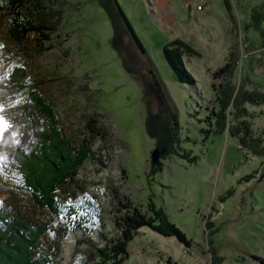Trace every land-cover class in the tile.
Returning <instances> with one entry per match:
<instances>
[{
  "label": "rangeland",
  "instance_id": "1",
  "mask_svg": "<svg viewBox=\"0 0 264 264\" xmlns=\"http://www.w3.org/2000/svg\"><path fill=\"white\" fill-rule=\"evenodd\" d=\"M115 1L172 104L178 127L176 153L194 160L188 162L177 154L158 157L160 170L151 173L150 153L156 147L144 132L141 88L122 68L105 11L98 0H47L45 10L60 15L55 30L17 65L54 107L68 139L78 144L88 137L87 117L105 133L103 140L92 142L94 158L77 168L73 195L98 201L107 238L117 234L112 219L123 210L115 201L122 203L124 196L149 216L151 208L161 209L189 242L184 247L173 237L142 227L127 243L120 264H166L167 260L264 264V178H258L264 172V155H252L228 135L235 119L244 120L264 147V103L245 102L233 108L231 102L244 90L264 95V23L254 29L250 20L254 10L264 9V0ZM174 37H181L197 53L181 54L193 84L178 83L163 59L161 48ZM0 38L8 48L3 24ZM120 39L124 59L131 66L134 61L139 64L128 37L122 33ZM229 52L236 58L233 89L230 102L221 110L216 100L220 81L211 73L224 64ZM139 68L147 75L145 67ZM149 99L155 109L156 100L151 95ZM221 114L224 129L215 132V117ZM8 163H0V177L5 172L11 175ZM15 181L1 179L0 206L28 213L33 222L46 220L42 211L18 208L12 193ZM59 195L62 200L69 197L65 192ZM48 238L45 234L38 240L42 253ZM78 238V232L63 238L56 264L81 262L86 248L77 243Z\"/></svg>",
  "mask_w": 264,
  "mask_h": 264
},
{
  "label": "trees",
  "instance_id": "2",
  "mask_svg": "<svg viewBox=\"0 0 264 264\" xmlns=\"http://www.w3.org/2000/svg\"><path fill=\"white\" fill-rule=\"evenodd\" d=\"M45 1L0 0V25H4L5 37L10 43L7 48L0 41L4 46L0 48V115L8 120V128L0 135V163L9 161L7 166L11 173L8 175L5 172L0 181L3 178L16 180L12 193L18 208L29 212L42 211L47 217L44 221L33 222L27 217L28 213H13L0 206V264H56L61 241L69 232H78L77 243L86 248L79 264H120L127 255V243L132 240L134 232L142 227L163 237H173L188 247L189 242L184 234L167 220L161 209L151 208L152 216H149L124 196H121L122 203L118 199L115 201L123 210L122 214L112 219L117 234L113 239L107 238L103 231V209L98 201L82 194L78 197L73 195L77 168L86 159L94 158L91 156L92 142L103 140L105 133L96 126L93 118L87 117L84 127L88 137L79 140L78 144L68 139L54 107L40 93L26 70L17 65L18 59L48 40V35L55 30L59 21V12L45 10ZM98 4L110 21L113 47L124 72L133 77L141 88L146 136L160 151V159L177 154L176 114L152 63L146 58L116 1L98 0ZM250 20L251 27L258 29L264 23V9L254 10ZM122 33L128 37L141 60L138 59L140 66L147 69V75L140 70L138 61L131 66L121 55ZM161 53L178 83L193 84L181 61L182 53L196 54L187 43L174 38L162 46ZM234 58L229 52L224 64L211 73L213 79L220 81L221 92L216 100L221 110L231 100ZM150 95L156 100L155 109L151 108ZM263 96L244 90L231 102L233 108L245 102L259 105L264 103ZM211 115L216 116V112L211 111ZM217 116L213 131L222 132L223 116ZM236 120L229 128L228 135L252 155L263 156V141L252 136L247 122ZM177 155L188 162L194 160L184 154ZM160 167V162L150 166L151 173L159 171ZM258 178L263 179L264 172ZM60 192L69 194V197L62 200ZM45 234H49V238L42 253L38 240ZM166 264L175 263L167 260Z\"/></svg>",
  "mask_w": 264,
  "mask_h": 264
},
{
  "label": "snow or ice",
  "instance_id": "3",
  "mask_svg": "<svg viewBox=\"0 0 264 264\" xmlns=\"http://www.w3.org/2000/svg\"><path fill=\"white\" fill-rule=\"evenodd\" d=\"M4 46L0 44V48H3ZM8 128V122L5 119L4 116L0 115V135L4 134L6 129Z\"/></svg>",
  "mask_w": 264,
  "mask_h": 264
},
{
  "label": "water",
  "instance_id": "4",
  "mask_svg": "<svg viewBox=\"0 0 264 264\" xmlns=\"http://www.w3.org/2000/svg\"><path fill=\"white\" fill-rule=\"evenodd\" d=\"M160 151L154 148L150 153V165H155L158 161Z\"/></svg>",
  "mask_w": 264,
  "mask_h": 264
},
{
  "label": "crops",
  "instance_id": "5",
  "mask_svg": "<svg viewBox=\"0 0 264 264\" xmlns=\"http://www.w3.org/2000/svg\"><path fill=\"white\" fill-rule=\"evenodd\" d=\"M174 38H177V39H180V40H182L183 41V39H181V37H174ZM173 38V39H174ZM188 46H190L189 44H188ZM197 54V53H196ZM197 56V55H196ZM260 182V181H259Z\"/></svg>",
  "mask_w": 264,
  "mask_h": 264
},
{
  "label": "built area",
  "instance_id": "6",
  "mask_svg": "<svg viewBox=\"0 0 264 264\" xmlns=\"http://www.w3.org/2000/svg\"><path fill=\"white\" fill-rule=\"evenodd\" d=\"M198 8V7H197Z\"/></svg>",
  "mask_w": 264,
  "mask_h": 264
}]
</instances>
